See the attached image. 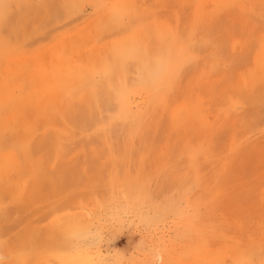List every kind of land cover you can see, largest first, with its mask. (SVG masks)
<instances>
[{"label":"rangeland","instance_id":"rangeland-1","mask_svg":"<svg viewBox=\"0 0 264 264\" xmlns=\"http://www.w3.org/2000/svg\"><path fill=\"white\" fill-rule=\"evenodd\" d=\"M121 254L264 264V0H0V264Z\"/></svg>","mask_w":264,"mask_h":264},{"label":"clouds","instance_id":"clouds-1","mask_svg":"<svg viewBox=\"0 0 264 264\" xmlns=\"http://www.w3.org/2000/svg\"><path fill=\"white\" fill-rule=\"evenodd\" d=\"M140 223L144 224L145 226H151L150 222L148 220L143 219V218L140 219ZM96 238H97L98 241H102L103 240V236L100 233L97 234ZM125 259H126V257L123 254H121V256H120V264H124Z\"/></svg>","mask_w":264,"mask_h":264},{"label":"bare ground","instance_id":"bare-ground-1","mask_svg":"<svg viewBox=\"0 0 264 264\" xmlns=\"http://www.w3.org/2000/svg\"><path fill=\"white\" fill-rule=\"evenodd\" d=\"M98 62H100L99 60H98ZM81 63V62H80ZM79 63V64H80ZM101 63V62H100ZM96 64V63H95ZM85 66V65H84ZM80 67V66H79ZM68 68V67H67ZM70 69V68H69ZM85 69H87L86 67H85ZM71 71V70H70ZM73 71V70H72ZM88 71V70H87ZM109 72V71H108ZM87 73H90V72H87ZM85 74V73H84ZM71 75V74H70ZM79 76H81V75H79ZM88 86V85H87ZM82 89V88H81ZM80 90V89H79ZM223 214V213H222ZM215 216V215H214ZM250 235V234H249ZM257 235H258V232H257ZM254 236V235H253Z\"/></svg>","mask_w":264,"mask_h":264}]
</instances>
